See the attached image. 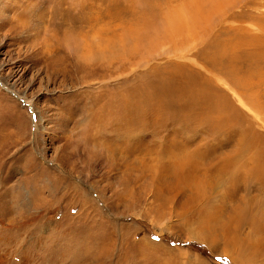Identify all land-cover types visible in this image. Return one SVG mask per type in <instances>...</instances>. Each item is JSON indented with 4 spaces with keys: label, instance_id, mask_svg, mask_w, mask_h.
Returning a JSON list of instances; mask_svg holds the SVG:
<instances>
[{
    "label": "rangeland",
    "instance_id": "1",
    "mask_svg": "<svg viewBox=\"0 0 264 264\" xmlns=\"http://www.w3.org/2000/svg\"><path fill=\"white\" fill-rule=\"evenodd\" d=\"M263 156L264 0H0V264H264Z\"/></svg>",
    "mask_w": 264,
    "mask_h": 264
},
{
    "label": "bare ground",
    "instance_id": "2",
    "mask_svg": "<svg viewBox=\"0 0 264 264\" xmlns=\"http://www.w3.org/2000/svg\"><path fill=\"white\" fill-rule=\"evenodd\" d=\"M52 36V35H51ZM242 132V131H241ZM253 141H250L249 143H248V147H250L252 144H255L256 145V143L258 142V140H256V139H252ZM240 146H241V149H243V148H247V145H246V142H244L243 144L241 143L240 144ZM238 147V146H237ZM239 150V149H238ZM240 152H243L244 150H239ZM235 153H236V151H235ZM241 157V156H240ZM236 159V158H235ZM241 159V158H240ZM253 161H254V158H253ZM262 164H263V162H264V156H263V159H262ZM260 165V164H259ZM246 167V166H245ZM262 167V166H261ZM243 172H244V169H243ZM242 172V173H243ZM250 172L251 173H253V172H255L254 174H257L259 171H258V169H252V170H250ZM244 175H246V173L244 174ZM254 176V175H253ZM248 177V176H247ZM247 177H246V179H247ZM255 178V177H254ZM261 181V180H260ZM234 212H233V215L232 216H230L229 217V223L231 224V223H233L234 221H235V215H236V213L237 212H239V211H237L236 209L235 210H233ZM238 221H240V220H238ZM252 225H253V227L256 229V230H258L259 229V227H258V224L257 223H255V222H253L252 223ZM238 226V225H237ZM236 226V227H237ZM229 229V231L227 232V239H226V241H227V243L230 245H241L240 247H241V249L242 250H239V251H237V250H232V249H230L229 250V254H232L235 258H239V259H242V258H246V259H248V260H254V259H256L257 257H260L261 256V254L262 253H264V248H263V245H264V239H262V238H257V239H255L254 240V242H252L251 241V243H250V245H249V243H247L245 240H241L240 238H238V236H237V233H236V230L234 229V228H229V227H227L226 228V230H225V232L227 231ZM264 231V230H263ZM255 232V231H254ZM258 232H260V231H258ZM256 233H257V231H256ZM248 234V233H247ZM252 235V234H251ZM254 235V234H253ZM258 236V235H257ZM262 236V235H261ZM252 237V236H251ZM263 238H264V236H263ZM241 241H240V240ZM260 239H262L261 241H260ZM259 241V242H258ZM249 246V247H248ZM249 255V256H248ZM243 260H245V259H243ZM246 261V260H245Z\"/></svg>",
    "mask_w": 264,
    "mask_h": 264
}]
</instances>
